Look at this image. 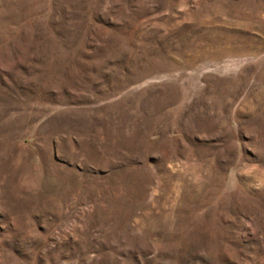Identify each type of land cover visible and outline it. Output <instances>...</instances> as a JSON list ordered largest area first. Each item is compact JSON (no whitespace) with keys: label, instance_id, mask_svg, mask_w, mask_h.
<instances>
[{"label":"rangeland","instance_id":"obj_1","mask_svg":"<svg viewBox=\"0 0 264 264\" xmlns=\"http://www.w3.org/2000/svg\"><path fill=\"white\" fill-rule=\"evenodd\" d=\"M0 264H264V0H0Z\"/></svg>","mask_w":264,"mask_h":264}]
</instances>
